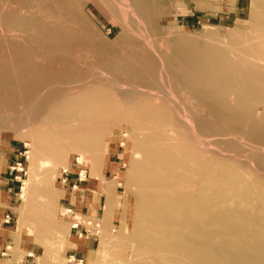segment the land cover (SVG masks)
I'll return each instance as SVG.
<instances>
[{"label": "rangeland", "instance_id": "374dc122", "mask_svg": "<svg viewBox=\"0 0 264 264\" xmlns=\"http://www.w3.org/2000/svg\"><path fill=\"white\" fill-rule=\"evenodd\" d=\"M259 12L255 0H0V77L24 60L43 72L35 91L33 78L23 85L11 80L0 91V180L13 188L5 193L0 184V210L10 219L0 264L118 262L113 255L128 248L124 239L137 218L135 171L150 144L142 126L152 109L169 124L170 134H163L171 141L162 148L169 162L177 156L192 163L173 167L174 175L195 186L203 164L215 170L223 162L264 191V95L244 108L249 115L240 123L216 122L186 88L180 62L189 55L185 45H208L264 73L263 47L241 53L264 42L247 38L264 26ZM109 89L116 102H105L99 113L80 110L86 96ZM217 100L207 104L217 118L228 117ZM236 101L231 93L225 104L234 109ZM208 119L215 123L201 130ZM50 148L53 156L42 154ZM153 178L176 181L168 171ZM74 223L88 232L80 240L70 230Z\"/></svg>", "mask_w": 264, "mask_h": 264}, {"label": "bare ground", "instance_id": "6f19581e", "mask_svg": "<svg viewBox=\"0 0 264 264\" xmlns=\"http://www.w3.org/2000/svg\"><path fill=\"white\" fill-rule=\"evenodd\" d=\"M255 1L260 10L259 17L264 20V0ZM247 38L255 41L264 39V26H256ZM43 40L51 41L49 37H44ZM260 44L246 47L241 50V53L250 55L252 49L264 48V42ZM184 48L190 55L183 58L180 55L186 88L198 96L200 104L207 109L209 119L210 117L211 120L215 118L217 121L214 120L219 122L226 121L228 118L240 123L242 119L247 118L249 114L247 115L244 108L255 103L264 95V73L250 65L234 61L237 59L232 58L236 55L234 52V55L230 56L219 51L215 46L189 43ZM177 62L179 61L174 63ZM32 64L28 60L18 61L16 64L11 63L8 76L0 77L2 81L0 91L6 92V82L18 80L21 83V80L24 81L28 78L36 80V85L33 87L35 91L43 72H40V69ZM239 90L240 94L237 93ZM109 92L107 95L86 96V104L84 102L82 104L80 101V110L87 109V114L99 113L98 107H103L105 102L109 100L116 102V98L112 100L114 93L110 89ZM221 93L223 94L221 95ZM231 93H236L237 105L234 109L233 107L229 109L228 104L227 106L225 104L226 96ZM216 97L220 102L218 108L225 110L224 113H229L228 117L217 118L218 112L210 108L213 106L207 104L210 100H216ZM93 101L98 105H93ZM88 102L92 103L91 107L88 106ZM152 111L154 110L145 113L146 119L142 126V130L148 133L146 138L150 144L141 149L140 164L138 162L139 166L135 171L136 185L141 191L135 202L137 218L134 221L133 234L130 238L124 239L128 248L126 247L127 249H122L119 254L113 255L114 259L118 261L116 264H125L128 260V262L136 261V264H264V227L262 225L264 191L258 187L260 186L259 181L251 177L246 178L230 164L221 162L215 170L208 164H203V168L204 166L207 168H201L203 173L197 184L195 186L187 184L184 177L174 175L172 168L185 169L192 163L188 157L176 160L177 156H175V160L169 162L165 153L162 152L163 146L165 148L167 146L164 143L170 140L169 124L166 120L160 119L164 114ZM65 112L67 113V111ZM209 119L204 124H201L202 122L201 125L198 124L201 130L207 129L209 123L212 125L215 123ZM140 130L137 129V131ZM165 131L169 133V136L163 134ZM173 138L176 140L175 137ZM78 144L82 145V143ZM80 147L86 152V145ZM54 151L50 148V150H43L42 154H47L50 157L53 156ZM57 151H59L58 148ZM189 151H192L190 146ZM156 171H168L170 178H174L176 181H169L170 183L166 184L155 183L153 175ZM261 181L264 182V180ZM23 192L22 195H26L25 191ZM255 205L259 207L253 209L252 207Z\"/></svg>", "mask_w": 264, "mask_h": 264}, {"label": "crops", "instance_id": "0c3cea01", "mask_svg": "<svg viewBox=\"0 0 264 264\" xmlns=\"http://www.w3.org/2000/svg\"><path fill=\"white\" fill-rule=\"evenodd\" d=\"M0 184L1 187L5 189V193L11 191L12 185H11V181L8 179H1L0 180ZM10 184V185H9ZM9 213H7L5 210H0V250L3 249V247L6 245V240H7V228L6 225L2 224V219L5 215H8ZM77 240H80V238H77ZM77 253H80V249L77 251Z\"/></svg>", "mask_w": 264, "mask_h": 264}, {"label": "built area", "instance_id": "2783aa9c", "mask_svg": "<svg viewBox=\"0 0 264 264\" xmlns=\"http://www.w3.org/2000/svg\"><path fill=\"white\" fill-rule=\"evenodd\" d=\"M77 162L79 163V159L77 160ZM80 179V175H78V178L77 180ZM64 180L62 179L61 180V183H63ZM65 214H68V215H72L71 212L69 210H65ZM10 222V219H9V216L8 215H5L2 219V224L4 225H8ZM70 230H73V231H76V237L77 238H80L81 236H85L87 235V231L83 230L81 227H80V224L79 223H74L73 225L70 226ZM95 236L97 235V232L94 230V233H93Z\"/></svg>", "mask_w": 264, "mask_h": 264}]
</instances>
